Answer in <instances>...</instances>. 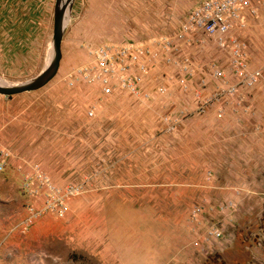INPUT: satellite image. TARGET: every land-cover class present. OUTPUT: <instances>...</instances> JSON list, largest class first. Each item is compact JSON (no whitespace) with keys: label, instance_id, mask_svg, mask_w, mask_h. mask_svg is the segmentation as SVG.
<instances>
[{"label":"rangeland","instance_id":"obj_1","mask_svg":"<svg viewBox=\"0 0 264 264\" xmlns=\"http://www.w3.org/2000/svg\"><path fill=\"white\" fill-rule=\"evenodd\" d=\"M159 1L170 2L147 0L145 15L132 17L137 29L116 33L120 42L113 48L92 49L89 56L71 49L69 63L61 65L49 90L36 100L39 109L25 115L23 126L0 129V163L4 162L0 173L6 165L19 173L13 183L0 176V232H26L33 226L40 231L42 218H62L44 214L23 224L26 203L39 208L48 195L66 203L63 217L91 215L94 210L106 215L112 203H128L121 204V213L127 206L132 213L126 215H136L139 207L146 216L187 213L188 221L199 225L212 207L232 211L235 219L236 208L220 210L226 203H235L223 200L233 197L231 191L222 195L226 183L248 182L260 188L264 180V7L248 25L245 43L239 40L245 53L235 62L232 49H222L228 54L223 65L228 68L223 70L231 77L218 81L207 65L175 55L167 16L161 18L154 8ZM201 1L193 0L194 6ZM139 23L143 28L137 27ZM189 33L180 30L181 38ZM203 72L208 76L203 77ZM192 73L201 77L193 78ZM253 73H258L256 80L250 78ZM102 77L108 79L107 94ZM159 90L164 96L151 97ZM177 107L183 110L175 111ZM33 172H39L50 188L37 182L39 193L31 200L23 192L21 174ZM243 194L240 203L264 207V191ZM211 204L202 208L201 220L192 219L195 207ZM255 221L264 237V208ZM157 222L135 225L150 237H171L169 221ZM242 224L236 227L240 242ZM130 233L124 229L114 234ZM261 239L257 248L263 251ZM231 260V264L256 262L247 254H232ZM196 261L226 264L217 254L207 259L196 255Z\"/></svg>","mask_w":264,"mask_h":264},{"label":"crops","instance_id":"obj_2","mask_svg":"<svg viewBox=\"0 0 264 264\" xmlns=\"http://www.w3.org/2000/svg\"><path fill=\"white\" fill-rule=\"evenodd\" d=\"M55 1L0 0V88L23 87L47 69L51 60ZM65 1L71 2L72 8L61 41L59 68L63 63H69L71 49L80 50L82 55L87 52L89 56L92 49L116 46L120 42L116 33L124 34L132 28L136 30L134 26L137 22L132 17L145 15L147 9V0H63ZM194 4L193 0H170L166 4L159 1L154 3V8L158 9L161 18L167 16V31L173 33L169 38L172 43L175 42V55L189 63L191 61L197 65H207L211 75H214V70L221 71L220 77H212L224 81L231 77V73L226 76L224 72L228 68L223 66L225 55H228L226 51L218 48L212 37L200 32H190L181 38L180 25L185 15L195 7ZM253 21L254 19H249L246 29L239 35V40L243 43L244 33ZM138 25V28H143L140 23ZM121 40L125 42V37ZM211 66L215 69H211ZM202 74L203 77L208 76L206 72ZM200 77L197 73L193 78ZM50 81L37 90L12 95L0 94V129L23 126L21 122L25 115L39 109L40 104L36 100L40 96L44 97L45 91L49 90ZM153 95L150 96H164V91L159 90ZM191 102L190 105L194 106L193 100ZM179 110H183L182 107L175 109ZM0 176L13 183L19 173L6 165ZM238 185L240 184L226 183L222 188V195L228 191L233 194L232 199L223 200L235 202V219L231 217L232 211L230 214L220 212L212 204L198 205L203 209L212 208L197 225L188 221L187 213L177 216H146L141 214L139 207L136 215H126L132 213L130 207L127 206L122 213L120 208L121 204L125 206L128 203H112L107 207L106 215H99V210H94L91 215L86 216H67L58 220L45 217L39 222L43 226L40 231H35L33 226L26 232H0V264H197L196 255L207 259L216 254L226 264L232 263V254H247L256 260L253 264H264V250L257 248L264 237L254 225L257 217H261L264 207L261 203H251L252 206H249L250 204L239 201L245 199L243 192L264 191L261 188L264 180L261 181L260 188L248 182ZM246 220H250V223L246 224ZM154 221L159 224L169 221L170 231L173 232L171 237L156 234L150 237V234L142 233L135 225ZM128 223L133 226L123 227ZM238 223H243L241 228H247L242 229L243 242L238 239ZM212 228H218L220 237L208 241L207 233ZM124 229L131 231L129 236L114 234H122ZM161 230L160 227L158 233ZM100 231L109 234L105 237ZM244 250H249V253Z\"/></svg>","mask_w":264,"mask_h":264},{"label":"built area","instance_id":"obj_3","mask_svg":"<svg viewBox=\"0 0 264 264\" xmlns=\"http://www.w3.org/2000/svg\"><path fill=\"white\" fill-rule=\"evenodd\" d=\"M264 7V0H202L193 9H191L183 18L180 30L183 33L200 32L216 42L220 49H232L234 61L243 55L244 44L239 41V35L245 29L249 19L257 16L259 8ZM245 53V52H244ZM222 72L214 70V77H220ZM253 80H256L258 73L251 74ZM242 79V78H241ZM101 85L104 92L109 93L106 85L108 79L101 78ZM242 81H244L242 79ZM4 162L0 163V171L4 168ZM22 189L31 200L39 193L37 182H43V187L50 188L49 184L40 175L39 172L30 174H21ZM44 189V188H43ZM72 193L74 190H70ZM224 209L234 210L235 203L229 202L220 207ZM26 217L23 221L24 225L32 223L44 214L63 217L67 211L66 203L55 195H48L46 202L42 203L41 207L37 208L35 203H26ZM202 207H195L192 211V219L197 220L202 215ZM208 241L220 237V231L217 228H212L207 233Z\"/></svg>","mask_w":264,"mask_h":264},{"label":"water","instance_id":"obj_4","mask_svg":"<svg viewBox=\"0 0 264 264\" xmlns=\"http://www.w3.org/2000/svg\"><path fill=\"white\" fill-rule=\"evenodd\" d=\"M72 8L71 2L56 0L53 14V30L51 41V60L47 69L38 75L33 81L20 88H0V94L12 95L24 91H33L43 87L52 80L59 69L61 60V41L66 26L69 11Z\"/></svg>","mask_w":264,"mask_h":264}]
</instances>
